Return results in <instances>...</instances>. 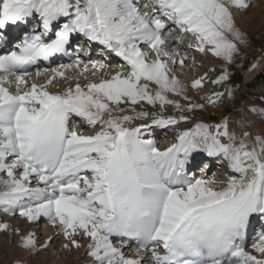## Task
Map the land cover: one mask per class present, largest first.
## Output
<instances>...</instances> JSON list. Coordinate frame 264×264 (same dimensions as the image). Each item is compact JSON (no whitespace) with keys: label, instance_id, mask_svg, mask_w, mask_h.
<instances>
[{"label":"snow or ice","instance_id":"obj_1","mask_svg":"<svg viewBox=\"0 0 264 264\" xmlns=\"http://www.w3.org/2000/svg\"><path fill=\"white\" fill-rule=\"evenodd\" d=\"M250 6L0 0V208L29 223L45 217L63 237L61 250L90 240L94 264H264V107L216 122L197 115L235 100L229 69L242 67L249 45L236 16ZM193 49L222 62L211 83L224 91L205 93L203 103L189 93L204 92L208 73L190 85L177 75ZM156 129H175L174 141L159 147ZM218 158L228 171L209 176ZM0 233L19 236L31 256L54 239L38 243L6 220Z\"/></svg>","mask_w":264,"mask_h":264},{"label":"rangeland","instance_id":"obj_2","mask_svg":"<svg viewBox=\"0 0 264 264\" xmlns=\"http://www.w3.org/2000/svg\"><path fill=\"white\" fill-rule=\"evenodd\" d=\"M252 3L253 2H251V5H252ZM263 3L264 2L260 3V6L258 4L255 5L256 6L255 11L258 12V9L261 8ZM250 8H251V6L249 7L248 10H250ZM253 13H254V11L252 12V10H251L250 16H253ZM245 14H247V10L242 15L244 16ZM243 16H240L239 18H242ZM252 27L249 29L250 32L247 34L248 39H249V45L244 48L245 57H244L243 61L238 62L239 64H242V67L234 65V66L230 67V69H229V71L232 72L231 86L235 89V100L234 101H232V100L226 101L227 107L222 112L215 111L211 107H208V110L206 112H197V115L202 116L205 120H208L211 122H216L221 118V116H224V115H230L233 118H235L241 111L247 112L251 106L264 107V99H261V97L264 96V72L262 71L263 74L259 78H257L256 80H254V81L251 80L252 82L251 81L245 82V79H244L245 69L248 67V65L253 60H255L259 55H261L264 52V22L260 23L259 21H253ZM96 53H97V51H96ZM198 55H199V57L197 59L192 60V61H194L193 64H188L187 71H182L179 68H177V73L181 74L187 80L191 81L194 78H197V76H195V75L199 76V74L201 72H205V73L207 72L208 77L204 81V92H203V94L211 92L213 90L224 91L225 85L223 83L220 85H213L211 83V80L215 79L220 74V70H221L222 66L216 65V67H212L208 71H207V69L204 71V66L208 62L207 55L206 54L201 55L199 52H198ZM113 59L114 58L110 57V61H113ZM118 61L120 64L121 60L119 59ZM111 64L116 65L115 61L111 62ZM200 76H202V75H200ZM193 98L197 102H201V103L204 102L197 97L193 96ZM181 102L183 103V101H181ZM171 111H172L171 108H169L168 114H170ZM248 114H249V116L255 118V115L253 113L249 112ZM77 124H79L81 128L84 127L83 129L86 132L90 131V129H88L86 126L82 125V122L80 120L77 122ZM187 126H190V125L181 124L180 128H184ZM174 132H175V129L164 130L163 131L164 135L161 132L159 134V136L157 137L158 141H162L160 143V146L161 145L163 146L164 143L167 146L168 145V144H166L167 142L168 143L173 142L174 141ZM166 133L171 136L170 139H168V136L166 137ZM163 137H166V138H163ZM224 163H225V165H223V167L225 169H227L226 168V162H224ZM225 169H224V172H225ZM209 174H211V171ZM228 174H231V173L229 172ZM2 212H3V209L0 208V216L1 215L5 216V214H1ZM45 219H46L45 217H41V219H39L38 223H36V222L35 223H29L28 221H26L23 218L21 219L17 215L16 216L8 215L7 217L1 218V220H6L8 222H14V223L16 222L18 224L16 227L19 226V228H21V229L23 227L22 230L25 232L35 231L38 243H42L48 237V235L54 234L53 231L57 230V229L54 230L53 229L54 227L50 228L48 226L49 225L48 221H45ZM20 226H22V227H20ZM55 235H56V232H55ZM55 235H53L54 239H53L52 245H55L56 247H58V249H60L59 247L63 241L62 240L63 237H55ZM12 237L15 239V244L17 246L18 241H19V236L13 235ZM16 240H18V241H16ZM81 240L84 243H86V241H87V239H81ZM113 243H117V242L113 241ZM86 244H83V251H84V246H86ZM14 249H15V246H14ZM80 250H82V248H80L78 251H80ZM124 251H126V250H124ZM86 253H87V250L85 251V256L83 257L84 259H88L90 257ZM23 254H25V253L22 252V254L19 255L20 257L12 258V260L14 261V262L12 261V264H17L16 262L21 261V259L25 260L26 255H23ZM126 255H128V254H126ZM74 257H75V255L72 256V258H74ZM19 258H21V259L19 260ZM87 261L89 263L93 262L90 260H87Z\"/></svg>","mask_w":264,"mask_h":264},{"label":"bare ground","instance_id":"obj_3","mask_svg":"<svg viewBox=\"0 0 264 264\" xmlns=\"http://www.w3.org/2000/svg\"><path fill=\"white\" fill-rule=\"evenodd\" d=\"M251 2H253V3L251 5L250 10H247V14L244 15L245 17L243 15H240V16H243L242 18H239L240 17L239 15L236 16V21H237L238 27H240L241 30L244 31L246 34H248L250 32L249 29L252 27L253 21H259L260 23L264 22V3L261 6V8L258 9V12L255 11L256 10V8H255L256 6L255 5L258 4L260 6V3L264 2V1L263 0H252ZM251 10H252V12L254 11L253 16H250V11ZM190 39H191L190 37H189V39L186 38L185 39V42H184V45H182V47L185 48V50H187V44H188V42H189ZM94 48H95V50L94 49L92 50V55L94 56V58H98L97 57L96 50L99 51L100 50V47L95 46ZM200 54L201 55L202 54L203 55L206 54L207 55V58H208V62L204 66V71L206 69L208 71L212 67H216V65L222 66V62L218 58H216L215 56H213L211 53H200ZM111 57L114 58L113 61H115L116 64H119V61L118 60L120 58L115 57V56H111ZM198 57H199L198 51H196L195 49L191 50L189 59L187 61V65L188 64H193L194 63V61H192L193 58L194 59H197ZM109 61H110V57H109ZM113 61H110V62H113ZM257 61L260 62L259 63V66L256 69H254V70H252L250 72L249 69L251 68V65L253 63L257 62ZM121 63H122V61H121ZM263 70H264V52L261 55H259L255 60H253L248 65V67L245 69V72H244L245 82H250L251 80H253V78H255L258 74H260ZM204 73L205 72H201L199 74V76L200 75L203 76ZM177 75L180 76V78L182 80H184L185 83H187L189 85L191 84V81L192 80L191 81L187 80L185 77H183L179 73H177ZM195 76L199 77L198 75H195ZM189 94L200 99V97L202 95H204L205 93L203 94V93H200V92L190 91ZM252 118L253 119H256V117L255 118L252 117ZM78 120L79 119L77 118L76 121H78ZM137 123H139V121ZM258 123H259V120L257 119V123L252 125V130L253 131L256 129ZM82 125H84V124L82 123ZM164 130H166V129H163V131ZM155 134L159 135L160 133H155ZM167 136H168V139H170L171 136L166 133V137ZM166 137H164V138H166ZM154 139L157 142V138H154ZM170 143H172V142H170ZM170 143L167 142L166 144H170ZM157 145L159 147H161V148L162 147H166L165 143H164L163 146L162 145L160 146V144H158V143H157ZM218 159H217V161H218ZM224 162L225 161H223L222 159L220 161H218L219 166L220 167H223V165H225ZM223 168L220 169V170H223ZM194 171L196 172L197 175H199V172L198 171H196L195 169H194ZM226 171H227V169H225V172ZM3 214H5V216L7 215L5 212H3ZM9 223L11 225L13 224L12 225L13 227L14 226L16 227L18 225L16 222L15 223L14 222H9ZM20 227H22V226H20ZM22 229H23V227H22ZM53 229L55 230V228H53ZM33 232L35 233V231H33ZM53 233L54 234L48 235V236L55 235V231H53ZM55 237H56V235H55ZM16 241H18V240H16ZM80 242H81V245H82V247H81L82 250H80V251H78L80 248L78 250H76V249L61 250V249H58V247H56L55 245H52L51 244V246L49 248L50 250H48L46 252L45 251H41V252L37 253L35 256H31L27 252L21 250L20 247L18 246V244L16 246L15 239L12 236H9L6 233H0V264H12V261H13L12 258L20 257L19 255L22 254V252L25 253L23 255H26V258H25V260H22L21 258H19V260L21 259V261H27L28 264H94V261H93L92 258H90V257L88 259H84L83 258L85 256V251L87 250V244L90 243V240L87 239V241H86L87 244L84 243L82 240ZM62 243H63V241H62ZM83 244H86V246H84V251H83ZM14 246H15V249H14ZM115 246L120 247L121 245L120 244H117ZM133 252H134V249H128L127 251H125V254L130 255V254H133ZM255 254L258 255V253H255ZM73 255H75V257L77 255L78 256L76 258L75 257L72 258ZM87 260H90V261H93V262H90L89 263ZM145 263L146 264H149L148 261H145Z\"/></svg>","mask_w":264,"mask_h":264}]
</instances>
